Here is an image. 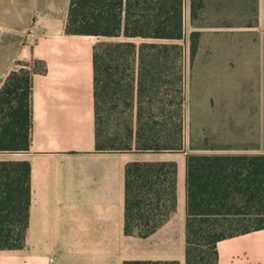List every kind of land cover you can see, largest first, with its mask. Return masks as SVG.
Segmentation results:
<instances>
[{"label":"trees","instance_id":"16d2710c","mask_svg":"<svg viewBox=\"0 0 264 264\" xmlns=\"http://www.w3.org/2000/svg\"><path fill=\"white\" fill-rule=\"evenodd\" d=\"M257 1L189 0L190 61L198 51L199 29L205 28L198 21L207 5L214 4L217 14L237 16L223 21L218 15L216 27L250 28L257 22ZM65 31L102 38L93 47L96 151L182 152L184 0H70ZM44 71L39 61L19 63L3 83L0 152L29 150L33 76ZM124 175V231L149 233L175 207L176 168L132 163ZM29 208L30 164L0 161V251L24 248ZM261 229L264 153L188 154L185 264H217L219 241Z\"/></svg>","mask_w":264,"mask_h":264},{"label":"crops","instance_id":"0c3cea01","mask_svg":"<svg viewBox=\"0 0 264 264\" xmlns=\"http://www.w3.org/2000/svg\"><path fill=\"white\" fill-rule=\"evenodd\" d=\"M69 1L0 0V89L19 63L45 67L33 76L29 150L0 152V161L30 164L25 246L0 251V264H185L187 155L219 152L190 146L185 138L182 152L96 151L98 40L66 33ZM132 163L176 168L175 207L149 233L124 231V174ZM216 250L217 264H264V229L221 240Z\"/></svg>","mask_w":264,"mask_h":264},{"label":"rangeland","instance_id":"374dc122","mask_svg":"<svg viewBox=\"0 0 264 264\" xmlns=\"http://www.w3.org/2000/svg\"><path fill=\"white\" fill-rule=\"evenodd\" d=\"M257 6L254 27L220 28L217 16L236 21L235 12L217 14L214 4L207 5L191 62L188 37L193 28L189 0H184V40L179 43L184 50V138L190 146L264 153V0Z\"/></svg>","mask_w":264,"mask_h":264},{"label":"built area","instance_id":"2783aa9c","mask_svg":"<svg viewBox=\"0 0 264 264\" xmlns=\"http://www.w3.org/2000/svg\"><path fill=\"white\" fill-rule=\"evenodd\" d=\"M50 261H51L52 264L54 263L53 259H51Z\"/></svg>","mask_w":264,"mask_h":264}]
</instances>
